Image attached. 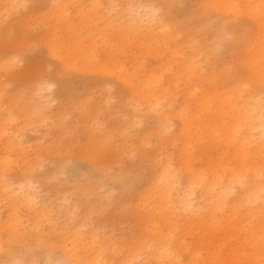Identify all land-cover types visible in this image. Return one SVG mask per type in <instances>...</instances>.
<instances>
[{"label": "rangeland", "instance_id": "obj_1", "mask_svg": "<svg viewBox=\"0 0 264 264\" xmlns=\"http://www.w3.org/2000/svg\"><path fill=\"white\" fill-rule=\"evenodd\" d=\"M66 1L0 0V264H264L220 108L243 72L264 119V0Z\"/></svg>", "mask_w": 264, "mask_h": 264}, {"label": "bare ground", "instance_id": "obj_2", "mask_svg": "<svg viewBox=\"0 0 264 264\" xmlns=\"http://www.w3.org/2000/svg\"><path fill=\"white\" fill-rule=\"evenodd\" d=\"M51 1L57 2L58 0ZM69 1L73 2V0H67L62 4H56V7L58 8V10L63 9V7L68 5ZM226 7V10L233 11L236 9L237 5L234 2H229L226 4ZM128 18L131 22L133 21L141 23L143 21L141 13L139 11H137L136 14L130 13ZM143 24L144 23H142V25ZM151 24L152 22L146 24L147 28H151ZM242 26L243 28H249L251 27V24H249L248 20H245L242 22ZM193 59L194 58L189 57V61H187V68L190 69V71H193L195 69ZM253 60L257 66V70L256 72H254L256 76H254L253 80L258 78L264 79V44L261 47V52H259V54L256 55ZM119 78L122 79L123 76H119ZM123 80L128 82L126 78H123ZM250 83L251 77L243 72L229 77L225 82V85L229 84L227 85L229 87L223 91V100L220 102V108L226 105L232 112L230 117V120H232V122L227 126V134L230 142L237 143L239 132H244V134L242 135L243 140L240 138L239 139L241 141L238 140L240 141L242 148L239 149L235 154L236 157L240 160V172L233 174L235 180L236 178H238L239 173L240 176L252 174L254 176L264 177V119L255 113V107L250 106V103L248 101V98L252 93V90H249V87H247V85H249ZM203 91L204 90L202 89V87H200L199 84H194L192 87H189L188 90V94L190 95L189 97L192 96L196 99V105L198 108L200 107V109L204 108V106L207 105L205 101L206 93H204ZM234 95L236 96V102L234 101ZM262 95H264V90L260 91V97ZM252 119H254V121H252ZM252 142L256 143V147L251 148V146H248V149L247 144H251ZM168 175L170 176V174L159 176V182L163 185V187L166 188L165 191L169 190L168 185L170 182ZM195 179L191 180L190 182L192 186L196 183ZM231 180H233V178H231ZM217 182V179L214 180V182L212 181L211 187L215 186V183ZM260 188L261 187L258 183H254L247 190H245V194L243 195L249 217L253 216L257 212L262 213V215L264 216V202H262L261 207H258L256 203L257 199L264 198V193H260ZM10 200H12V198ZM179 201L181 202L182 207L186 210H192L194 207V203L192 202V200L181 197ZM212 208L215 211L220 210L222 208V200H219L216 204H213ZM163 210L171 211L174 210V207L173 205L169 204L168 201L164 202V200H161L160 204L156 208V211L161 212ZM173 213L175 216L177 215L175 211H173ZM241 227L245 229V231L249 234L259 231L264 236V225L258 226L242 223ZM258 227L263 228L258 230ZM261 262L264 263V257L261 259Z\"/></svg>", "mask_w": 264, "mask_h": 264}, {"label": "snow or ice", "instance_id": "obj_3", "mask_svg": "<svg viewBox=\"0 0 264 264\" xmlns=\"http://www.w3.org/2000/svg\"><path fill=\"white\" fill-rule=\"evenodd\" d=\"M17 264H27V261H18Z\"/></svg>", "mask_w": 264, "mask_h": 264}]
</instances>
